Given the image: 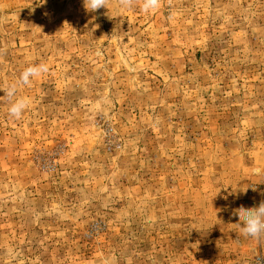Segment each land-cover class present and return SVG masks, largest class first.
<instances>
[{"label": "rangeland", "instance_id": "1", "mask_svg": "<svg viewBox=\"0 0 264 264\" xmlns=\"http://www.w3.org/2000/svg\"><path fill=\"white\" fill-rule=\"evenodd\" d=\"M107 8L0 0V264L264 260V0Z\"/></svg>", "mask_w": 264, "mask_h": 264}, {"label": "clouds", "instance_id": "2", "mask_svg": "<svg viewBox=\"0 0 264 264\" xmlns=\"http://www.w3.org/2000/svg\"><path fill=\"white\" fill-rule=\"evenodd\" d=\"M108 3L109 0H83V7L86 12L95 13L101 8H107ZM137 3L145 13H148L158 10L161 7L162 0H118L119 6L124 9H130ZM169 3H171V0H169ZM4 54H6V49L0 47V56ZM47 71L48 66L46 64L29 65L23 69L15 82L9 84L6 88L0 87V91L4 93L0 99L9 103L8 114L10 117L19 119L30 104L28 98L17 96L19 88L30 84L33 77ZM252 174L264 177V169L257 167L253 169ZM235 215L239 218L238 226L241 229V235L258 241L264 240V201L251 208L241 206L235 210Z\"/></svg>", "mask_w": 264, "mask_h": 264}, {"label": "built area", "instance_id": "3", "mask_svg": "<svg viewBox=\"0 0 264 264\" xmlns=\"http://www.w3.org/2000/svg\"><path fill=\"white\" fill-rule=\"evenodd\" d=\"M254 264H264V260L261 257H257Z\"/></svg>", "mask_w": 264, "mask_h": 264}]
</instances>
